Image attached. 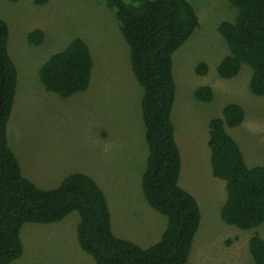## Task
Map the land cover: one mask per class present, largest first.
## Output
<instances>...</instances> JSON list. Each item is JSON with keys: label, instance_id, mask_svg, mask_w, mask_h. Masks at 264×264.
<instances>
[{"label": "rangeland", "instance_id": "374dc122", "mask_svg": "<svg viewBox=\"0 0 264 264\" xmlns=\"http://www.w3.org/2000/svg\"><path fill=\"white\" fill-rule=\"evenodd\" d=\"M189 1L200 26L175 53L173 74L181 104L180 185L196 196L202 211L190 264H254L249 242L256 234L264 239V225L244 231L222 220L227 190L225 182L212 175L208 124L222 118L228 105L242 106L244 123L227 131L249 168L264 166V97L250 90L251 67L243 65L231 80L218 74L230 55L219 26L234 22L238 9L229 0ZM0 19L10 29L9 51L19 71L8 137L24 175L39 188L52 190L71 174H89L108 197L115 235L143 249L158 243L168 220L149 206L142 190L149 155L141 111L144 91L132 72L130 50L113 11L98 0H49L44 6L35 0H0ZM36 30L45 36L38 47L28 42ZM76 38L92 50L90 88L70 98L50 94L40 83V70ZM200 64L208 66L206 76L197 74ZM202 86L213 89L212 102L195 97ZM179 106L189 109L182 115ZM79 223V214L73 213L58 224H26L21 232L23 255L12 264H96L79 245Z\"/></svg>", "mask_w": 264, "mask_h": 264}, {"label": "trees", "instance_id": "16d2710c", "mask_svg": "<svg viewBox=\"0 0 264 264\" xmlns=\"http://www.w3.org/2000/svg\"><path fill=\"white\" fill-rule=\"evenodd\" d=\"M18 2L19 0H10ZM113 11L130 50L132 72L143 88L142 121L149 155L142 177L144 197L151 208L168 220L161 240L143 249L121 239L112 229L106 193L92 177L75 173L58 188L44 190L29 180L9 144L8 127L18 94L19 71L10 54V29L0 19V264H12L24 252L21 232L26 224H58L78 213L81 249L96 264H189L202 224L200 205L181 187L183 161L172 119L177 98L173 58L200 26L189 0H98ZM49 0H35L44 6ZM238 9L234 22H223L219 32L230 55L218 67L220 78L239 76L243 65L252 68L250 90L264 97V0H229ZM44 33L28 35L30 45L44 42ZM95 62L91 47L74 39L54 54L40 70L39 80L53 95L70 98L91 85ZM209 73L206 64L199 76ZM195 97L210 103L214 91L202 86ZM245 110L228 105L222 118L209 123L208 147L212 175L226 184L222 220L244 231L264 225V166L249 168L243 151L227 129L240 127ZM254 264H264V239L256 234L249 242Z\"/></svg>", "mask_w": 264, "mask_h": 264}, {"label": "crops", "instance_id": "0c3cea01", "mask_svg": "<svg viewBox=\"0 0 264 264\" xmlns=\"http://www.w3.org/2000/svg\"><path fill=\"white\" fill-rule=\"evenodd\" d=\"M178 105H181L178 103V90H177V98H176V102H175V106L173 108V113H172V119H173V122H174V125H175V129H176V140H177V143H178V146L180 145L179 144V137H178V127H177V123H178V114H177V109H178ZM179 108L181 109L182 111V115H183V110L185 112V110L187 111V109H189L187 106H179ZM212 121V119L210 120V122ZM209 122V123H210ZM208 131H209V124H208ZM145 138V136H144ZM209 140V139H208ZM146 141V140H145ZM180 148V147H179ZM181 151V150H180ZM182 153V152H181ZM182 161H183V158H182ZM183 164H184V161H183ZM145 172V171H144ZM144 174V173H143ZM89 175V174H88ZM182 176V175H181ZM95 180V179H94ZM181 181V180H180ZM97 182V181H96ZM192 193V192H191ZM196 197V196H195ZM62 223V222H61ZM202 225V224H201ZM78 228V227H77ZM194 248V247H193ZM193 252V251H192ZM191 261V259H190ZM190 261H189V264H190ZM88 263H90V261H88Z\"/></svg>", "mask_w": 264, "mask_h": 264}]
</instances>
